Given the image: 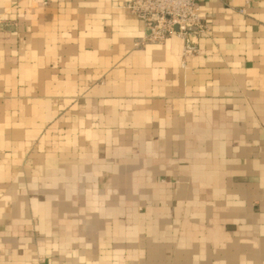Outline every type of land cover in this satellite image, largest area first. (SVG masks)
I'll return each instance as SVG.
<instances>
[{"label":"crops","instance_id":"obj_1","mask_svg":"<svg viewBox=\"0 0 264 264\" xmlns=\"http://www.w3.org/2000/svg\"><path fill=\"white\" fill-rule=\"evenodd\" d=\"M129 2L0 0V264H264V0Z\"/></svg>","mask_w":264,"mask_h":264},{"label":"built area","instance_id":"obj_2","mask_svg":"<svg viewBox=\"0 0 264 264\" xmlns=\"http://www.w3.org/2000/svg\"><path fill=\"white\" fill-rule=\"evenodd\" d=\"M127 7L146 25L140 43L162 44L177 35L184 41L185 56L199 53L198 40L208 31L200 15L199 0H130Z\"/></svg>","mask_w":264,"mask_h":264}]
</instances>
